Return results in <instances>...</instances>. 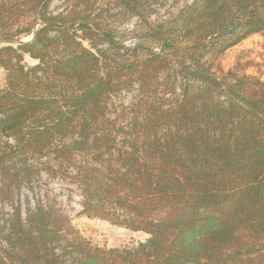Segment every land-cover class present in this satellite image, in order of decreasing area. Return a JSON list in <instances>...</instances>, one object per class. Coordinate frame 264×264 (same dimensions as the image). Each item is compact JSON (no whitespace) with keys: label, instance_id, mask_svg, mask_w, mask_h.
Segmentation results:
<instances>
[{"label":"trees","instance_id":"trees-1","mask_svg":"<svg viewBox=\"0 0 264 264\" xmlns=\"http://www.w3.org/2000/svg\"><path fill=\"white\" fill-rule=\"evenodd\" d=\"M50 1L0 0V264H264V78L220 63L264 0ZM42 172L147 237L101 247L23 210Z\"/></svg>","mask_w":264,"mask_h":264},{"label":"rangeland","instance_id":"rangeland-1","mask_svg":"<svg viewBox=\"0 0 264 264\" xmlns=\"http://www.w3.org/2000/svg\"><path fill=\"white\" fill-rule=\"evenodd\" d=\"M191 1L166 0L162 6H159L151 14V18L158 14L175 13L184 4ZM66 4L67 0H51L49 9L51 12H58ZM133 24L134 20L125 24V26L130 28ZM29 38L23 37L22 40L26 41ZM24 61L29 64L34 62L28 56H25ZM220 63L225 71L237 69L239 73L244 72L264 78V32L252 34L228 49L222 56ZM4 79L5 70L0 66V87L3 86ZM129 100V96L122 95L114 102L115 105L119 106L120 103H127ZM18 198L23 210L27 204H32L36 200H41L42 203L50 205L63 213L81 236L101 247L137 245L147 237L144 232L132 231L105 219L87 216L82 213L78 191L71 183L61 180L52 173L42 172L35 181L33 192L24 189L20 192Z\"/></svg>","mask_w":264,"mask_h":264}]
</instances>
